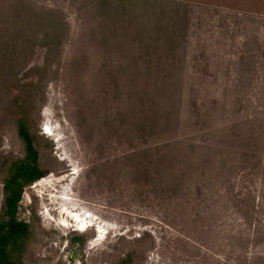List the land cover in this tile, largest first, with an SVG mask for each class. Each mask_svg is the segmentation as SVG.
<instances>
[{
  "label": "rangeland",
  "instance_id": "obj_1",
  "mask_svg": "<svg viewBox=\"0 0 264 264\" xmlns=\"http://www.w3.org/2000/svg\"><path fill=\"white\" fill-rule=\"evenodd\" d=\"M20 124L18 264H264V0H0V219Z\"/></svg>",
  "mask_w": 264,
  "mask_h": 264
},
{
  "label": "trees",
  "instance_id": "obj_2",
  "mask_svg": "<svg viewBox=\"0 0 264 264\" xmlns=\"http://www.w3.org/2000/svg\"><path fill=\"white\" fill-rule=\"evenodd\" d=\"M19 135L26 144L27 155L26 159L18 166L17 173L5 183L7 196L5 199V218L0 219V264H18L13 253L17 244L29 235V224L17 219L18 205L21 201L23 188L28 183L40 182V179L44 177L41 172H38L35 177L28 174L30 162H33L34 168L37 167L38 153L24 124L19 126Z\"/></svg>",
  "mask_w": 264,
  "mask_h": 264
},
{
  "label": "bare ground",
  "instance_id": "obj_3",
  "mask_svg": "<svg viewBox=\"0 0 264 264\" xmlns=\"http://www.w3.org/2000/svg\"><path fill=\"white\" fill-rule=\"evenodd\" d=\"M51 135V134H49ZM66 201H73L70 194L65 197ZM72 204V203H71ZM78 208L75 206L73 210H70L69 208H62L61 214L71 220L73 218V221L78 224V230L74 229V232H86L87 230L91 229L92 227H95V221L92 219L91 216L88 215H82V212L78 213ZM76 212V213H74ZM98 224V223H97ZM80 228V229H79ZM97 237L99 242H103L106 240V236L108 235L107 230L103 229L102 227L99 228Z\"/></svg>",
  "mask_w": 264,
  "mask_h": 264
}]
</instances>
